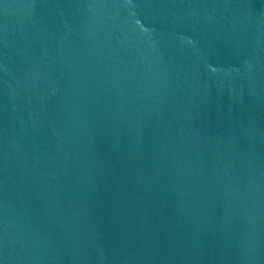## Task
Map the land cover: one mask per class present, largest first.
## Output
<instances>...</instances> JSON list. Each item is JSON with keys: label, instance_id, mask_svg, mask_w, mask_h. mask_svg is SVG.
<instances>
[{"label": "water", "instance_id": "obj_1", "mask_svg": "<svg viewBox=\"0 0 264 264\" xmlns=\"http://www.w3.org/2000/svg\"><path fill=\"white\" fill-rule=\"evenodd\" d=\"M0 264H264V0H0Z\"/></svg>", "mask_w": 264, "mask_h": 264}]
</instances>
